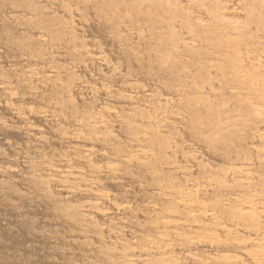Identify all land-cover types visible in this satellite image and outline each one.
Returning a JSON list of instances; mask_svg holds the SVG:
<instances>
[{"label":"bare ground","instance_id":"obj_1","mask_svg":"<svg viewBox=\"0 0 264 264\" xmlns=\"http://www.w3.org/2000/svg\"><path fill=\"white\" fill-rule=\"evenodd\" d=\"M0 160L74 264H264V0H0Z\"/></svg>","mask_w":264,"mask_h":264},{"label":"rangeland","instance_id":"obj_2","mask_svg":"<svg viewBox=\"0 0 264 264\" xmlns=\"http://www.w3.org/2000/svg\"><path fill=\"white\" fill-rule=\"evenodd\" d=\"M89 33L101 41L109 55L117 56L116 49L106 45L96 32L90 29ZM3 56L6 57L5 54ZM120 60L124 61L122 58ZM129 66L132 71H137L132 64ZM9 137L13 141L19 140L15 133ZM13 185L26 194L30 191L19 182H14ZM8 198L16 203L17 209L12 212L4 204H0V264H74L81 261V251L74 244L65 242L64 235L71 228L59 216L51 213L49 205L26 202L18 197ZM53 246L70 251L58 255L51 252Z\"/></svg>","mask_w":264,"mask_h":264}]
</instances>
